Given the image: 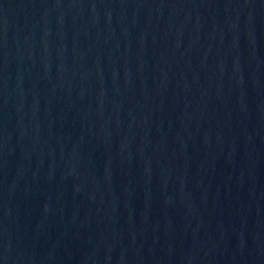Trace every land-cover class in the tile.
<instances>
[{
  "label": "water",
  "instance_id": "obj_1",
  "mask_svg": "<svg viewBox=\"0 0 264 264\" xmlns=\"http://www.w3.org/2000/svg\"><path fill=\"white\" fill-rule=\"evenodd\" d=\"M0 264H264V0H0Z\"/></svg>",
  "mask_w": 264,
  "mask_h": 264
}]
</instances>
